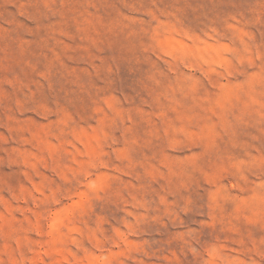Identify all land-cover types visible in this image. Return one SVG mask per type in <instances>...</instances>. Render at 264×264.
Masks as SVG:
<instances>
[{
    "label": "rangeland",
    "instance_id": "rangeland-1",
    "mask_svg": "<svg viewBox=\"0 0 264 264\" xmlns=\"http://www.w3.org/2000/svg\"><path fill=\"white\" fill-rule=\"evenodd\" d=\"M0 264H264V0H0Z\"/></svg>",
    "mask_w": 264,
    "mask_h": 264
}]
</instances>
